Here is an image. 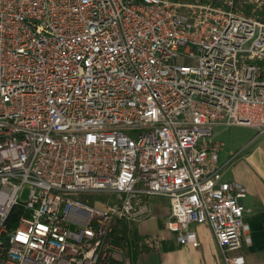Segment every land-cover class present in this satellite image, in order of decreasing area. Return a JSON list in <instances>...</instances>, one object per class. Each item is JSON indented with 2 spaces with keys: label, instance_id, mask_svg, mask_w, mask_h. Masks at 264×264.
I'll return each mask as SVG.
<instances>
[{
  "label": "built area",
  "instance_id": "2783aa9c",
  "mask_svg": "<svg viewBox=\"0 0 264 264\" xmlns=\"http://www.w3.org/2000/svg\"><path fill=\"white\" fill-rule=\"evenodd\" d=\"M239 1L0 0V264H132L109 236L155 197L180 245L207 225L244 264L246 188L214 140L264 135V0Z\"/></svg>",
  "mask_w": 264,
  "mask_h": 264
},
{
  "label": "crops",
  "instance_id": "0c3cea01",
  "mask_svg": "<svg viewBox=\"0 0 264 264\" xmlns=\"http://www.w3.org/2000/svg\"><path fill=\"white\" fill-rule=\"evenodd\" d=\"M215 129L214 140L224 145L215 139L223 127ZM258 139L254 150L239 159L234 154L226 153L224 146L219 156L220 163L231 160L225 169L224 180L238 182L246 188V197L241 203L244 207V221L249 226L250 242H243L239 251L244 264H264V136ZM157 210L163 218L162 224L152 228L145 220L136 223L137 235L141 239L136 264H223L207 225H190L188 228L195 234L198 243L196 248L180 245L176 236L163 228L169 217L168 205L159 206ZM159 230H163L164 235H159Z\"/></svg>",
  "mask_w": 264,
  "mask_h": 264
},
{
  "label": "rangeland",
  "instance_id": "374dc122",
  "mask_svg": "<svg viewBox=\"0 0 264 264\" xmlns=\"http://www.w3.org/2000/svg\"><path fill=\"white\" fill-rule=\"evenodd\" d=\"M242 2L243 0H240L238 3H236L235 5L236 9L240 11H244L245 8ZM255 135L256 132L251 128L245 126H231V127H223V130L217 137H215V139L217 138L218 140L224 143V151L226 153L229 152L231 154H234L235 157L239 159L240 157L246 155L248 152L250 153L251 151H253L254 146H256L255 142H257V139L258 138L260 139L261 136H264V135H259L256 138H254ZM252 138L254 139L251 142H249ZM76 198L84 203L94 206H102L104 202L113 200L112 196L106 194H80ZM144 201L148 202L151 205V209H152L150 215L145 219L148 225L151 226L152 228H155L160 223L162 224L163 218L161 217L157 208L159 206L166 207L168 205V200L161 197L160 198L155 197L150 199L145 198ZM137 224L132 223V225H130L131 227L134 228L133 230L134 233H137V228H136ZM161 227L162 226H160V229ZM159 231H160L159 235H164L163 230H159Z\"/></svg>",
  "mask_w": 264,
  "mask_h": 264
},
{
  "label": "trees",
  "instance_id": "16d2710c",
  "mask_svg": "<svg viewBox=\"0 0 264 264\" xmlns=\"http://www.w3.org/2000/svg\"><path fill=\"white\" fill-rule=\"evenodd\" d=\"M130 225L132 224H119L117 227L114 228L112 234L109 236V239L117 245L126 247V255L131 259L132 264H136L141 239L138 237L137 233L133 232L134 228ZM110 264L120 263L115 260H112Z\"/></svg>",
  "mask_w": 264,
  "mask_h": 264
}]
</instances>
